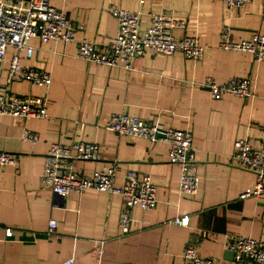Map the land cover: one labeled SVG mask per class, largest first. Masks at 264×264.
I'll list each match as a JSON object with an SVG mask.
<instances>
[{
    "label": "crops",
    "instance_id": "crops-1",
    "mask_svg": "<svg viewBox=\"0 0 264 264\" xmlns=\"http://www.w3.org/2000/svg\"><path fill=\"white\" fill-rule=\"evenodd\" d=\"M84 29L76 41L31 40L32 56L22 64L51 73L49 87L29 81L5 85L10 49L0 74L1 89L10 96L41 95L48 99V118L0 115V151L19 154L0 171V264H189L184 258L189 241L204 257L224 264H243L226 258L229 237L264 240V197L241 194L256 175L232 159L234 143L248 138L254 146L264 136V60L248 52L219 49L221 35L230 28L233 41L264 34V0L229 10L223 0H49ZM138 12L142 29L153 14L186 22L177 38L190 36L206 46L200 61L176 52H145L133 70L80 59L77 42L87 39L107 49L116 38L118 20L110 8ZM207 77L225 83L236 77L252 80L254 95L212 98L204 86ZM126 113L157 121L160 127L190 128L202 181L198 192L180 191V166L170 161V144L142 137H123L106 128L111 114ZM28 129L36 142L23 140ZM97 142L100 158L76 160L83 173L116 165V184L133 170L149 174L157 185V205L132 211L131 231L119 223L125 207L119 195L89 189L60 197L41 183L45 156L53 143ZM188 215L187 226L170 221ZM57 227L48 233L49 221ZM8 229L12 236H7ZM255 264V263H245Z\"/></svg>",
    "mask_w": 264,
    "mask_h": 264
},
{
    "label": "built area",
    "instance_id": "built-area-1",
    "mask_svg": "<svg viewBox=\"0 0 264 264\" xmlns=\"http://www.w3.org/2000/svg\"><path fill=\"white\" fill-rule=\"evenodd\" d=\"M229 10L244 8L252 0H223ZM111 14L118 20L119 30L116 38L103 49L87 39L77 42V56L88 62L109 67L122 66L129 70L135 68L136 61L145 52H160L167 55L179 52L186 58L200 61L204 58L206 46L197 38L184 36L177 38L174 32L185 29L186 22L179 21L166 14H153L149 27L142 29V15L126 9L112 6ZM84 28L71 21L67 14L50 5L49 0H0V74L4 59L10 49L15 53L10 59L6 86L15 81H29L32 84L49 87L51 73L44 69L27 67L22 64L23 52L32 56L35 48L31 40L39 39L47 44L52 41L73 43L76 33ZM219 49L248 52L257 60H264V34H254L248 40L233 41L230 28H225L219 43ZM212 98L227 95L242 98L254 95L252 80L249 77H233L225 83H219L214 77H207L204 83ZM48 99L41 95L10 96L1 89L0 115L20 118H48ZM106 128L123 137H142L152 143L165 141L170 144L169 158L180 166V191L184 195L198 192L202 176L199 171L193 132L190 128L179 129L174 126L160 127L157 121L126 113L111 114ZM23 140L36 142L38 136L26 129ZM232 159L242 169L252 171L256 182L246 187L241 194L245 197H264V136L260 145L254 146L248 138H238L234 143ZM19 154L0 151V171L2 167L17 161ZM100 158V145L97 142L78 140L71 145L53 143L45 156L41 183L60 197L71 192L82 194L89 189L119 195L125 202L120 213L119 223L123 233L131 231L132 211L136 207L149 210L156 207L157 185L149 174H137L130 170L122 185L116 184L117 166L106 170L83 173L75 166L76 160L96 161ZM173 224L187 226L188 215L173 218ZM57 220L49 221L48 233L55 232ZM8 229L7 236H12ZM225 249L234 252V259L240 263L264 264V240L253 237H229ZM184 258L189 264H224L219 259L204 257L199 253L198 244L191 240L185 247ZM70 258L61 264H74Z\"/></svg>",
    "mask_w": 264,
    "mask_h": 264
},
{
    "label": "water",
    "instance_id": "water-1",
    "mask_svg": "<svg viewBox=\"0 0 264 264\" xmlns=\"http://www.w3.org/2000/svg\"><path fill=\"white\" fill-rule=\"evenodd\" d=\"M225 256H226V258L228 259V258H233L234 257V252L233 251H230V250H226V252H225Z\"/></svg>",
    "mask_w": 264,
    "mask_h": 264
}]
</instances>
